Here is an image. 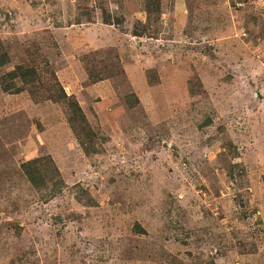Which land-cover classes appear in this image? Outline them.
<instances>
[{
	"label": "rangeland",
	"instance_id": "1",
	"mask_svg": "<svg viewBox=\"0 0 264 264\" xmlns=\"http://www.w3.org/2000/svg\"><path fill=\"white\" fill-rule=\"evenodd\" d=\"M159 3L0 0L4 71L41 79L0 89V264H264V0Z\"/></svg>",
	"mask_w": 264,
	"mask_h": 264
},
{
	"label": "trees",
	"instance_id": "2",
	"mask_svg": "<svg viewBox=\"0 0 264 264\" xmlns=\"http://www.w3.org/2000/svg\"><path fill=\"white\" fill-rule=\"evenodd\" d=\"M145 8L150 15L153 13L158 15L161 11L159 0H145ZM105 22L106 24H111L109 18L105 19ZM9 61L10 57L8 53L3 52L0 54V89H2L4 93L18 94L29 88L27 86L34 88L36 85H40L39 82L41 79L36 67L20 64L14 67V69L4 71V69L10 65ZM111 73L113 74V70H111ZM105 75L109 76L110 73H106ZM50 89L53 92L50 95V100L55 103L66 104L69 110V124L85 153L91 155L95 149L87 140L91 139L90 136L93 132L88 127V120L82 107L74 97L67 95L63 86L59 83H56L53 87H49V91ZM134 96L135 95L128 96L129 105L131 107H134L138 102L137 99H134ZM208 122H210V120ZM42 160H45L44 164H41L43 169L39 167V162ZM22 170L34 188L39 189V191H50L49 194L51 195L47 197L48 199L54 197L57 192L59 193V188L63 185L62 181L58 182L52 180L54 179L53 174L56 173L59 175V172H57L53 160H51L50 157L28 161L22 165Z\"/></svg>",
	"mask_w": 264,
	"mask_h": 264
}]
</instances>
